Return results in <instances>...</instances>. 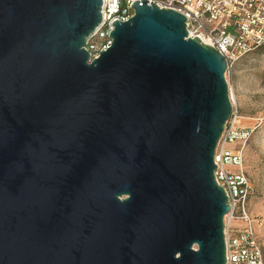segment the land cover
I'll use <instances>...</instances> for the list:
<instances>
[{
    "label": "water",
    "instance_id": "1",
    "mask_svg": "<svg viewBox=\"0 0 264 264\" xmlns=\"http://www.w3.org/2000/svg\"><path fill=\"white\" fill-rule=\"evenodd\" d=\"M101 3L0 0V264H225L226 60L135 0L88 63Z\"/></svg>",
    "mask_w": 264,
    "mask_h": 264
},
{
    "label": "built area",
    "instance_id": "2",
    "mask_svg": "<svg viewBox=\"0 0 264 264\" xmlns=\"http://www.w3.org/2000/svg\"><path fill=\"white\" fill-rule=\"evenodd\" d=\"M134 1L102 0L101 21L84 44L88 63L111 44L112 21H125L134 14L131 7ZM150 2L182 13L188 36H197L200 42L224 56L225 73L241 56L264 44V0H147ZM229 97L231 115L213 155L214 180L224 189L229 204L223 217L225 264H264V252L255 229L263 225L264 219L253 216L246 207L251 185L244 170V150L255 126L236 125L239 113L231 93Z\"/></svg>",
    "mask_w": 264,
    "mask_h": 264
},
{
    "label": "rangeland",
    "instance_id": "3",
    "mask_svg": "<svg viewBox=\"0 0 264 264\" xmlns=\"http://www.w3.org/2000/svg\"><path fill=\"white\" fill-rule=\"evenodd\" d=\"M225 78L239 113L236 125L255 126L244 150V170L251 185L246 207L264 219V46L237 59ZM255 229L264 252V223Z\"/></svg>",
    "mask_w": 264,
    "mask_h": 264
},
{
    "label": "trees",
    "instance_id": "4",
    "mask_svg": "<svg viewBox=\"0 0 264 264\" xmlns=\"http://www.w3.org/2000/svg\"><path fill=\"white\" fill-rule=\"evenodd\" d=\"M262 46H264V44H263ZM262 46H260V47H262ZM260 47H259V48H260Z\"/></svg>",
    "mask_w": 264,
    "mask_h": 264
}]
</instances>
